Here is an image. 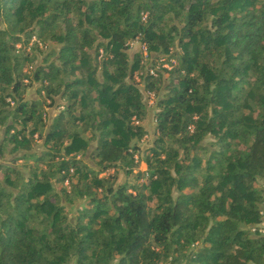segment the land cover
<instances>
[{
    "label": "trees",
    "instance_id": "obj_1",
    "mask_svg": "<svg viewBox=\"0 0 264 264\" xmlns=\"http://www.w3.org/2000/svg\"><path fill=\"white\" fill-rule=\"evenodd\" d=\"M5 148L0 264H264V0H0Z\"/></svg>",
    "mask_w": 264,
    "mask_h": 264
},
{
    "label": "rangeland",
    "instance_id": "obj_2",
    "mask_svg": "<svg viewBox=\"0 0 264 264\" xmlns=\"http://www.w3.org/2000/svg\"><path fill=\"white\" fill-rule=\"evenodd\" d=\"M33 41H35V43H37V46H38L37 49H34V48L32 49V42ZM16 46H18V44H16ZM50 48H54V46H53L52 43H50L48 41H46L45 43L38 42V38H35L34 36H32L28 40L27 46L25 47L26 51H28L31 55H33V60L32 61H35V62H37L41 58V56L45 53V51L48 50V49H50ZM135 49H137V48L134 47V46L129 47V50L130 51L131 50H135ZM26 68L29 69V65L28 66H25V69ZM133 78L135 79V81H137V86L142 90V83L139 80H137L135 77H133ZM25 81H27V80H25ZM36 85H37V82H32V83H29L25 87V96L26 97H35V96H37L39 94V93H36ZM142 93H143V96H144V92L143 91H142ZM47 101L48 100L46 99V102ZM152 101H153V99H152ZM54 110H55L54 106H46V113L47 112H50V114H51ZM147 115L150 116V112L149 111L147 112ZM45 117H46V115H45ZM151 136H152L151 132L147 131L146 137L144 135V139L141 140L140 143H139L141 149L144 148L149 143ZM33 137H34V143H35L34 149L37 150L40 147L39 145H40V142L41 141H40V139H37L36 138V133H34ZM19 153H20V151L8 152L7 148H5L4 154L0 156V160H7L9 157H11L13 155H17ZM138 153L141 155L142 154V151H139ZM16 164L18 166H20L22 169L26 170V167L23 165V160L18 159L16 161ZM144 167H145V164L140 161L138 163V165L134 168V170L137 169V168L143 169ZM109 171H111V169H109ZM105 173H106V171H104L103 173L101 172L100 174H105ZM126 177L129 178L130 176L129 175L125 176L124 172L121 169L118 168L117 171H116V179H115V181L116 182L122 181ZM75 202H72V204L70 206L67 205V206L70 207L69 210H68V213L72 214L71 212L73 211V206L75 205Z\"/></svg>",
    "mask_w": 264,
    "mask_h": 264
},
{
    "label": "built area",
    "instance_id": "obj_3",
    "mask_svg": "<svg viewBox=\"0 0 264 264\" xmlns=\"http://www.w3.org/2000/svg\"><path fill=\"white\" fill-rule=\"evenodd\" d=\"M144 16V14H142ZM129 47H136L137 50L140 52V62L143 64V67L140 69H136L133 72V77H135L137 80H139L140 78V74L142 73H147L149 75L155 76L157 74V70L159 67H169V64H167L166 62H162L163 58L159 57L156 58L153 62L151 61V57L149 56V54L146 51L145 48V44L141 41H139L136 37L133 39H130L128 41ZM145 92V97H146V103H151L153 102L152 99L154 98V94L152 91L150 90H143ZM12 102V101H10ZM189 128H191V126H188ZM261 209L259 210L260 213L264 214V195L262 198V202H261ZM252 230H257L258 232H264V224H258L255 226H251Z\"/></svg>",
    "mask_w": 264,
    "mask_h": 264
},
{
    "label": "crops",
    "instance_id": "obj_4",
    "mask_svg": "<svg viewBox=\"0 0 264 264\" xmlns=\"http://www.w3.org/2000/svg\"><path fill=\"white\" fill-rule=\"evenodd\" d=\"M143 91V90H142ZM144 92V91H143ZM144 98L146 99V97H145V92H144ZM148 105V107L149 106H152L153 105V103L151 102V103H147ZM55 111V110H54ZM53 111V112H54ZM53 112L50 114V112H47L46 113V119L47 120H49L50 118H51V116H52V114H53ZM151 112V111H150ZM148 115L146 114V116L144 117V119H143V124L145 125V127L147 128V131H149V132H151V127H152V115L150 114V116H148ZM147 135V134H146ZM142 162V161H141ZM261 223L262 224H264V218L262 219V221H261Z\"/></svg>",
    "mask_w": 264,
    "mask_h": 264
}]
</instances>
